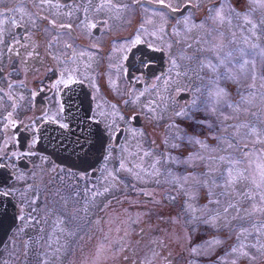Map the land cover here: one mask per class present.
Instances as JSON below:
<instances>
[{
  "label": "rangeland",
  "instance_id": "374dc122",
  "mask_svg": "<svg viewBox=\"0 0 264 264\" xmlns=\"http://www.w3.org/2000/svg\"><path fill=\"white\" fill-rule=\"evenodd\" d=\"M37 2L0 0L1 52L4 41L11 40L8 33L15 26L16 30L22 27L21 32L27 29L30 32L27 40H32L31 35H34L44 49L46 39L48 41L57 29L48 25L47 20L53 19L61 24L71 18L69 5L54 7L49 3L41 9ZM166 2L178 10L185 4L194 9L188 8L172 16L165 13L170 21L168 27L164 25V14L145 11L149 14L146 16L143 11L134 9V1L113 0L111 11L106 8L96 15H100L104 26L125 32L133 29V36L138 31L139 36L148 39L150 33L154 45L162 48L161 51L167 49L169 57L177 59L180 72H187L186 76H177L176 69L168 61L167 71L160 80L152 83L149 95L134 92V95L123 96L127 88L123 79L124 65L66 64L60 60V72L92 76L95 93V97L92 93V99L96 110L104 113L97 119L115 121L124 129V134L119 144L111 143L112 158L103 162L95 177L81 180L78 187L69 186L71 177L63 172L47 173V183L39 184V191L32 186L22 192V179L13 182L9 190L16 201L9 196L20 207L19 214L15 212L17 228L13 233L10 230L0 247V264H166L167 259L169 264H264V212H253V204L264 208V201H261L264 182H261L257 170L258 164L264 166V23H261L264 20V0ZM125 4L129 7L124 9ZM221 6L226 17L223 24L209 19L202 27L188 30L191 24L201 25ZM229 6L236 12L248 14L247 19L257 25L255 34L249 30L251 24H244V15L236 18ZM186 16L190 17L189 26L183 23ZM228 17H232L231 24ZM142 20L145 30L141 28ZM170 23L172 31L166 37ZM54 47H48V52L55 61ZM175 50L194 59H181ZM228 52L233 54L231 60L216 72L199 66L201 61L205 65L209 61L218 64L219 58ZM118 58L119 54L115 61ZM245 60L249 63L244 64ZM8 62L11 63V59L8 58ZM102 67L106 68L103 74L99 71ZM99 73L101 86L94 80V75ZM74 77L83 79V76ZM217 87L224 90V95L218 103H213L208 92ZM197 88L199 92L195 91ZM112 92L117 94L112 95ZM193 96L197 99L199 111L192 110L189 115L203 123H192L175 116ZM149 107L155 111H150ZM133 114L135 119L130 118ZM144 114L151 121L150 126L145 123L138 129L131 124L141 121ZM174 123L179 129L171 126ZM99 126L101 130L104 127L103 123ZM236 126L240 127L237 129ZM178 136L185 138L179 140ZM193 136L203 141L206 147L189 143L188 138ZM229 143L233 145L231 148ZM173 144H179V147L174 148ZM120 145L132 152L138 150V145L150 151L152 155L145 158L144 167L149 168L155 159H159L158 174L141 173L143 179H136L127 171L116 172L121 157ZM242 150L249 153L248 157ZM221 156L243 160L238 167L247 169L245 175L249 179L236 183L234 188H226L229 163L221 161ZM129 159L135 160V157ZM149 171L154 170L149 168ZM37 172L38 167L31 178H36ZM108 172H112L115 179L108 176ZM252 177L261 183L260 188L252 183ZM105 188L109 191L104 192ZM97 191L104 194L93 196ZM246 192H251L254 199L245 198L243 194ZM216 200L219 204L214 202ZM229 203L239 207V214L235 208L224 213ZM162 205L167 207V213ZM0 209L5 215L13 213L2 197ZM217 213L219 218L212 221ZM18 215L24 216L25 220L21 221ZM234 216L236 219H232ZM156 237L159 241L149 242ZM164 241L169 242L174 250V260L168 258L171 252H161ZM241 244L247 255H242L239 250L232 251L233 247L239 249ZM129 246L133 252L129 251Z\"/></svg>",
  "mask_w": 264,
  "mask_h": 264
},
{
  "label": "flooded vegetation",
  "instance_id": "af4514ba",
  "mask_svg": "<svg viewBox=\"0 0 264 264\" xmlns=\"http://www.w3.org/2000/svg\"><path fill=\"white\" fill-rule=\"evenodd\" d=\"M128 1H134V9L143 10L146 16H149L148 12L151 13V6L158 10H166V14L169 13L166 8L155 5L158 4L157 1H153L154 5H151V0ZM50 4L54 7L69 5L71 18L61 24H70L71 28H60L61 24L54 20L57 29L53 31L48 41L46 39V47L43 49L39 39L35 40L34 35H31L32 40H27V29L21 32V27L16 33L15 26L8 33L12 36L11 40L6 39L3 43V51H0V164L4 165L0 168V192L9 193L8 195H11L14 200L9 189L16 179H22L20 187L22 192L32 186H36L39 191V184L47 183L45 180L47 173L63 172L71 177L69 186H80L81 180L77 175L82 171V167L80 161L75 162L74 158L79 155L83 156L85 152L89 153V157L92 154L88 145H85L83 151L77 148V151L73 152L72 148L76 147L75 141L78 138H81V143H84L83 138L89 137V132L95 131L97 127L94 121L89 119V117H94L98 120L101 113L96 110L97 106L93 102L94 98L92 99V93L95 97L93 78L82 73H75L76 76H83V79L74 77L78 80L76 85L71 84L67 88L63 85L53 87L62 73L59 67L61 59L66 64L75 62L83 65L110 63L124 65L123 79L126 80L127 88L123 96L134 95V92L149 95L151 84L157 80V77L162 78L167 71L168 61H170L168 50L164 48L163 51H157L162 48L154 45L150 33L149 38L145 39L137 34L138 31L133 36V29L125 32L122 29L117 30L115 27L102 25L103 20L96 13H103L106 8L111 11L113 0H51ZM127 7L129 6L125 4L122 8ZM129 12L128 10L127 13ZM109 16L110 13L107 17H103L108 18ZM49 21L53 19L47 20L48 25ZM93 23L96 25L95 28L90 27ZM168 23L169 20L167 21L166 18V27ZM171 26L170 23L168 31L165 32L166 37H169V32L172 31ZM137 36L141 42L133 45L132 42ZM50 43L51 47H49ZM68 45L71 47H67ZM53 46H55V61L48 52V47L52 49ZM29 52L33 54L29 56ZM175 53L181 55V50H175ZM117 54L119 58L115 61ZM8 58L11 59V63H7ZM12 64H15L14 67ZM153 66L156 67L153 68ZM99 71L103 74L102 71L105 72L106 68L102 67ZM36 76H38L37 79H34ZM94 77V80L98 81V85L101 86L100 73ZM116 94L112 92V95ZM61 106H63V111H60ZM100 109H105V107H100ZM88 111L89 115H87ZM10 112L15 125L5 127L8 121L4 119ZM147 114L151 116L148 112ZM140 120H137L140 122V125L136 126L138 129L142 128L145 123L148 126L151 124L145 114L141 115ZM60 123H68L69 128L59 127ZM131 124L134 126L132 122ZM122 136L117 138L118 141L122 139ZM89 139L91 142V138ZM29 151L31 154H26ZM103 162L104 160L101 159L89 169V177L96 176ZM72 165L76 167L72 168ZM36 167H38L36 178H31L35 174ZM53 168H58L59 171L53 172ZM69 168L76 175H71ZM164 207L167 213V207ZM19 208L16 202L15 212L17 214H19ZM16 228L17 225L12 228L11 233Z\"/></svg>",
  "mask_w": 264,
  "mask_h": 264
},
{
  "label": "snow or ice",
  "instance_id": "6c2138e0",
  "mask_svg": "<svg viewBox=\"0 0 264 264\" xmlns=\"http://www.w3.org/2000/svg\"><path fill=\"white\" fill-rule=\"evenodd\" d=\"M51 2V0H38L37 2V6L40 7L41 9L46 6L47 4H49ZM250 2H253V0H250ZM157 3L162 6L163 8L169 9L172 12H176L178 11V8L173 7L171 3L166 2V0H157ZM190 5L189 4H185L184 6V10L186 11L188 9ZM126 7V6H125ZM230 11L234 14V16L236 18H239L241 15H244V24H251V29H249L250 31L253 32V34H255V30L257 28V25L255 23H252L251 21H249L247 19V15L248 14H241L239 12H236V10L234 8H231V6H229ZM212 10L210 9V12ZM160 15H163V13H160ZM41 19H46V17H41ZM211 19L213 23H220L223 24L225 22L226 17L223 15V7L221 6L220 9L215 10V13L213 15H210L209 17H207L205 19V21H203L201 23V25H195V24H191L190 25V17H184L183 23L186 26L190 27L188 28V30L190 31L192 27H202L204 23H207V21ZM228 23L231 24L232 22V17H228ZM15 20H13V24H15ZM33 23H35V21H33ZM49 23L55 27V21H49ZM106 23V22H105ZM261 23H264V20L261 21ZM60 28H71V25H64L61 24L59 26ZM90 27L95 28L96 25L93 23L90 25ZM160 31H163V29L161 28ZM140 38L139 36L136 37V39L132 42L133 45L139 44ZM49 47H51V43L49 44ZM67 47H71L70 45H68ZM189 47H191V45H189ZM218 47V46H213ZM253 48L256 47V45H252ZM10 51L12 49H9ZM159 50V49H157ZM33 53L29 52L28 55L31 56ZM81 55H84V53H81ZM232 53L228 52L226 53L223 57L219 58V63L218 64H212L210 61L208 62L207 65H205L202 61L200 62L199 66L201 68L203 67H208L210 68L211 71L216 72V70L220 67V66H227L226 62L230 61L232 58ZM181 59H186V60H193L194 57L193 56H187L185 54H181ZM244 64L249 63V61L245 60L243 62ZM170 64L172 66V68L176 69V75L177 76H186L187 72H180V65L177 62L176 58H170ZM241 67H243V65H241ZM160 77H157V80H159ZM253 79H255V77H253ZM78 81L74 78V75L72 73H64L62 72L60 77L57 79V81L55 82V84H53V87H58L59 85H63L65 88H67L69 85L77 83ZM211 83L215 84V81H212ZM196 92H199L200 89L197 88L195 90ZM141 95H143V92L141 93ZM209 98L213 101V103H218L220 101V99L223 97L224 95V90L220 89V88H216L214 91L213 90H209L208 92ZM243 102V100H242ZM115 109V105L112 106ZM231 107V105H230ZM63 106H61L60 111H63ZM150 111H155V109L149 107ZM195 110V111H199V106L197 104V99L195 96H193V98L191 99L189 104L185 105V108L177 111L175 113V116L177 117H184L185 119L191 121L192 123H203L198 122L194 119L193 116L189 115V112ZM101 116H104V113H100ZM12 113H8V116L5 117V120L8 121L7 124H5V127H8L9 125L14 126L15 125V121L11 119ZM121 119H124L123 116L120 117ZM131 119H135L136 117L133 115L132 117H130ZM89 119H92L94 121V123L97 125L96 130L95 131H90L89 132V137H84V143H81V138H78L75 141V145L76 147L72 148V151L75 152L77 151V148L80 151H83L85 148V145H88L89 149H95L97 152L101 153L102 155L99 157L100 159H103L105 162H107L111 157V152H112V148H111V143H116L119 144L118 141V137L124 134V129L119 128L115 121L112 122H108L107 120H95L94 117H89ZM103 123L104 127L101 130L99 128V125ZM172 127H175L177 129H179V125H176L175 123L173 125H171ZM59 127L63 128V129H68L69 128V124L68 123H60ZM237 129L240 126H236ZM252 131L254 132L255 129L253 128ZM133 136H135V132H133ZM91 138V142L90 139ZM185 137L184 136H178L177 139L179 140H183ZM216 139H225L222 137H215ZM189 143H194V144H200L202 147H206V145L204 144L203 141H201L200 139L196 138V137H189L188 138ZM125 143H127V140L125 141ZM33 144H35V140H33ZM233 145L232 144H228V147L231 148ZM172 147H179V144H173ZM138 150L136 152H132L129 151L126 147H124L123 145H120V150H121V157L119 160V167L115 170L116 172H120L122 170L129 172L130 174H133L135 176L136 179H143V177L141 176V173H144L145 175H156L158 174V170L156 169L157 164H159V159H155L153 161V163L151 165H149V168L153 169L154 171H149V168H145L144 167V160L146 157H149L152 155V153L148 150H143L142 148H139V145L137 146ZM65 150H67V148H65ZM243 155L245 157H248L249 153L247 151H243ZM124 153H127V155H124ZM26 154H31V152L29 151V153ZM15 155V154H13ZM89 153L85 152L84 157L80 158V166L82 167V171L79 174V179L80 180H86L89 177V169L92 168V164L90 163L89 159ZM129 157H135V160H130ZM200 159H203V157H199ZM219 159L221 161L227 160L229 163V168L227 169V176L225 178V187L226 188H234L235 184L238 182H243L244 180L249 179L248 176L245 175V172H247V169H241L238 167V165H241L244 163L243 160L240 159H233L232 157H219ZM252 161H248L249 166H251ZM129 164L131 165V167H129ZM4 165L0 164V168H3ZM72 167H76V165H72ZM257 170L260 173V178H261V182H264V166L262 165H257ZM53 172H57L59 171L58 168H53L52 169ZM104 171H107V169L105 168ZM69 173L71 175H76L74 172L71 171V168H69ZM94 174V173H93ZM108 176H112L115 179V176L112 172H108ZM215 183V182H213ZM252 183L255 184V186L257 188L261 187V183L257 182L255 177H252ZM94 187V186H93ZM86 191H91V189H86ZM109 189L105 188L104 192H108ZM4 195H8L9 193H3ZM104 193L101 192H93V196H97V195H103ZM212 193L210 192L209 195H211ZM145 195H147V193H145ZM245 198H249V199H254L253 195L251 192H246L243 194ZM261 201H264V194L261 195ZM35 201H33L34 203ZM215 203L219 204V200L214 201ZM235 208L237 211V214H239L240 209L239 207H237L236 204L233 203H229L227 207L224 208V213L227 214L229 212V209ZM256 211H261L264 212V208H261L255 204H253V212ZM249 215H251L252 213H248ZM220 214L217 213L216 217H212L211 220L215 221L219 218ZM21 221L25 220L24 216H19L18 217ZM243 218V217H241ZM29 221L31 222V217L28 218ZM232 219H236V217H232ZM209 221H206V223H208ZM215 226V225H213ZM227 226V224L225 225ZM246 231V230H245ZM245 246L243 244L240 245V248H236L233 247L232 251L233 252H237L238 250L241 251L242 255H247L246 252H243V248ZM193 251H195V249H193Z\"/></svg>",
  "mask_w": 264,
  "mask_h": 264
},
{
  "label": "water",
  "instance_id": "95a60500",
  "mask_svg": "<svg viewBox=\"0 0 264 264\" xmlns=\"http://www.w3.org/2000/svg\"><path fill=\"white\" fill-rule=\"evenodd\" d=\"M188 8H191L192 10L194 9L193 6L191 7H188ZM184 6L176 11V12H172L169 10V12L172 14V15H175V14H180L182 12H184ZM156 66H153V68H155ZM90 109V108H89ZM87 115H89V111L87 112ZM92 151H95V149H93ZM102 154L97 152L95 156H93V158L91 159V164L94 165L96 164L99 160H100V156ZM0 195L2 196V198H5L6 200H9L7 201V204L11 207L13 213L12 215H5L3 214V210L0 209V247L1 245L3 244L5 238L7 237V234L10 232V230L14 227V225L16 224V216H15V210H14V202L12 199H9L8 197H4L2 193H0ZM1 198V197H0ZM5 223L7 224V227L5 225Z\"/></svg>",
  "mask_w": 264,
  "mask_h": 264
},
{
  "label": "trees",
  "instance_id": "16d2710c",
  "mask_svg": "<svg viewBox=\"0 0 264 264\" xmlns=\"http://www.w3.org/2000/svg\"><path fill=\"white\" fill-rule=\"evenodd\" d=\"M153 1H157V0H153ZM139 11H143V10H139ZM166 10H158V9H155L154 7H151V13H154V14H160V13H163L164 14V17H165V12ZM165 19H166V17H165ZM167 21H168V19H167ZM143 22H144V20H142V22H141V28L142 29H144L143 28ZM170 22V21H169ZM165 25V24H164ZM14 65L15 64H12V67H14ZM156 239H158L157 237L156 238H153L152 240H150L149 242H151V241H159V240H156ZM162 251L161 252H171L170 254H169V256H168V258L170 257L172 260H174V257H175V255H174V250L173 249H171V247H170V243L169 242H163V244H162ZM128 249H129V251H132L131 250V247L129 246L128 247ZM133 252V251H132ZM166 260V257L165 258H163V261H165ZM166 264H169V260L167 259V263Z\"/></svg>",
  "mask_w": 264,
  "mask_h": 264
}]
</instances>
